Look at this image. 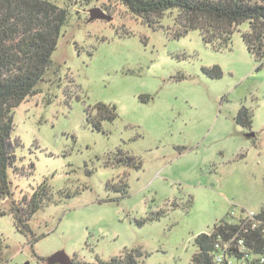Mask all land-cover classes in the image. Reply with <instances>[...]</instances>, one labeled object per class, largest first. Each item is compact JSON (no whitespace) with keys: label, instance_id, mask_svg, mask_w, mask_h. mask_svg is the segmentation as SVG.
<instances>
[{"label":"rangeland","instance_id":"rangeland-1","mask_svg":"<svg viewBox=\"0 0 264 264\" xmlns=\"http://www.w3.org/2000/svg\"><path fill=\"white\" fill-rule=\"evenodd\" d=\"M48 1L67 17L52 55L59 73L14 110L23 175L9 170L0 210L24 212L43 183L64 197L33 216L31 236L0 215V264H47L58 251L88 264L127 251L140 264H191L198 235L264 204V58L247 50L249 25L216 52L197 31L174 38L177 11L150 25L117 0ZM93 8L112 20L89 22ZM214 66L220 79L203 72ZM98 103L116 110L102 131L87 122ZM242 106L251 131L235 123Z\"/></svg>","mask_w":264,"mask_h":264},{"label":"trees","instance_id":"trees-1","mask_svg":"<svg viewBox=\"0 0 264 264\" xmlns=\"http://www.w3.org/2000/svg\"><path fill=\"white\" fill-rule=\"evenodd\" d=\"M128 12L141 18L147 24H156L153 19L160 18L165 12L177 11L174 38H180L188 32L197 31L203 43L216 52L231 49V40L240 25L247 23L249 34H242L247 50L261 62L264 58V0H117ZM67 21L66 12L59 10L48 0H0V203L11 198L12 183L9 170L22 176L17 168L15 148L18 142L12 139L14 129V110L28 97L37 93L41 83L50 81L51 76L59 73L52 61L61 29ZM261 67L258 66V69ZM204 74L212 79H220L223 75L218 66L204 68ZM96 117H89L87 122L97 131H102V123L114 122L116 110L114 106L98 103L95 105ZM236 125L251 131V111L241 107L235 116ZM125 160L130 163L133 159ZM20 172V174H19ZM126 195V192L123 193ZM52 200L49 187L43 183L32 193L30 198L24 197V212L12 202L9 212L0 210V215H12L16 228L25 236L33 235L28 222L41 209L48 205H56ZM163 213L145 218L139 224L157 219ZM264 220V204L259 212ZM223 224L225 219L220 220ZM217 230L211 236L206 233L198 235L194 240L196 253L191 264H211L210 254L216 239ZM34 241L36 240L33 239ZM33 241V242H34ZM260 252L261 238L257 236ZM33 244V243H32ZM138 251H127L123 255L109 261H98L96 264H140ZM46 261V260H45ZM74 264H88L79 261L75 256Z\"/></svg>","mask_w":264,"mask_h":264},{"label":"built area","instance_id":"built-area-1","mask_svg":"<svg viewBox=\"0 0 264 264\" xmlns=\"http://www.w3.org/2000/svg\"><path fill=\"white\" fill-rule=\"evenodd\" d=\"M225 223L218 221L206 233L211 236L216 226L211 264H264V220L259 217V213L242 210L239 216L231 215L225 219ZM257 236L261 238L259 253H256Z\"/></svg>","mask_w":264,"mask_h":264},{"label":"water","instance_id":"water-1","mask_svg":"<svg viewBox=\"0 0 264 264\" xmlns=\"http://www.w3.org/2000/svg\"><path fill=\"white\" fill-rule=\"evenodd\" d=\"M88 13H89V19H88L89 22L94 21V20H104V21L110 22L112 20L110 16H108L105 12H103L99 8H93L89 10ZM254 136H255L254 133H249L246 135V137L248 138H252ZM46 263L47 264H74L73 260L63 251H58L52 254L51 256H49L46 259Z\"/></svg>","mask_w":264,"mask_h":264}]
</instances>
